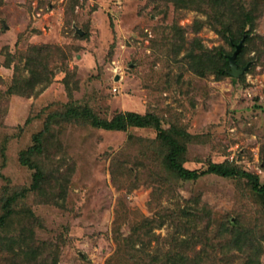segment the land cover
I'll return each instance as SVG.
<instances>
[{
  "label": "rangeland",
  "instance_id": "374dc122",
  "mask_svg": "<svg viewBox=\"0 0 264 264\" xmlns=\"http://www.w3.org/2000/svg\"><path fill=\"white\" fill-rule=\"evenodd\" d=\"M257 3L246 69L232 81L197 76L187 68L184 54L193 38L203 49L228 47L204 14L179 9L169 0H1L0 190L6 184L30 185L32 172L18 162V153L31 144L46 116L71 99L106 118L124 111L154 112L163 128L176 124L196 137L188 143L185 167L201 171L211 162H228L264 182V0ZM197 21L205 22L199 31ZM29 46L51 49L52 81L29 96L10 94L13 77L28 74ZM65 72L71 90L62 81ZM56 131L60 147L45 158L56 203L33 192L22 202L38 218L36 238L57 250L50 264H105L115 250L116 224L126 238L135 222L159 215L163 225L142 226L139 241L148 242L147 250L166 249L168 233L178 222L174 214L179 217L181 211L197 215L191 254L210 249L219 257L204 247L212 241H202L199 232L208 223L211 235L221 221H229L232 227L258 229L262 251L257 245L254 253L264 264V207L246 179L209 173L184 181L158 168L159 158H135L140 149L127 146L128 134L154 140L160 150L151 128L111 132L73 123ZM120 150L121 158L111 162ZM158 176L163 178L155 182ZM58 183L64 186L61 192ZM232 255L234 264L241 262L240 254ZM0 264H9L1 254Z\"/></svg>",
  "mask_w": 264,
  "mask_h": 264
},
{
  "label": "trees",
  "instance_id": "16d2710c",
  "mask_svg": "<svg viewBox=\"0 0 264 264\" xmlns=\"http://www.w3.org/2000/svg\"><path fill=\"white\" fill-rule=\"evenodd\" d=\"M177 8L184 10H195L205 15L206 23L220 35L228 49L223 46L215 47L211 50L203 49L199 38H193L190 47L185 50L187 68L197 76L214 75L216 79L230 77L232 81L237 80L229 75V57L236 47L241 43V48L235 56V63L238 68L246 65L244 54L248 46L254 43V36L251 31L256 19V12L252 8L256 6L257 0H169ZM1 2V0H0ZM196 31L202 27L204 21H197ZM49 46H29L25 55V76L16 74L8 88L10 94L18 96H29L36 86L42 88L48 86L52 81V70L49 67ZM57 50V49H56ZM48 51V52H47ZM47 52V53H46ZM63 53V52H61ZM64 61L65 55L61 57ZM60 71H63L62 69ZM66 71V70H65ZM68 72H65L63 83L66 89L68 86ZM71 90V89H70ZM70 95V94H69ZM73 123L89 125L95 129L111 132H125L129 128H151L156 133V140L161 145L160 150L154 149L155 141H148L142 138L127 135V146L139 148V154L135 158H159L157 166L165 172H171L175 177L184 181H193L203 174H215L229 178H244L247 180L250 192L260 206L264 207V182L249 172L228 162H211L204 170L189 169L184 166L185 154L188 143L196 139L195 136L187 132L183 127L172 124L168 128H163L159 116L147 111L143 114L124 111L117 112L112 117L106 118L98 115L89 105L78 103L71 99L60 111L50 112L46 116L41 129L31 136V144L18 153V162L31 170V182L29 186H8L7 184L0 190V254L5 256L9 264H50L57 256L55 248H47L48 243L36 238L33 225L38 223V218L31 209L22 204L28 193H35L47 202L55 204L53 186H51L50 172L47 168L46 159L50 158V149L59 148L60 141L56 128H64L65 125ZM148 142V143H147ZM151 144H153L151 146ZM149 145L148 151L147 146ZM124 151L125 149L122 148ZM117 152L111 162H116L124 152ZM120 155V156H119ZM146 160V159H145ZM137 161V159H136ZM145 164L142 165V168ZM151 169V168H150ZM159 169V172H160ZM151 171L148 170V178H152ZM162 172V171H161ZM158 173V171H157ZM132 175L133 173H129ZM157 177V176H156ZM163 177L156 178L159 182ZM50 183V185H49ZM135 183V182H134ZM56 190L62 191V183L55 185ZM45 202V201H44ZM188 211H181L180 216L174 214L178 220L173 224V231L168 233L166 243L168 247L156 245L154 248L145 249L139 240L142 238L141 227L161 224L162 215L158 219L142 218L135 225L130 226V233L123 238L121 236V225L116 224L112 228L115 250L105 264H115L117 260L120 264H234V255H241V262L235 264H261L257 250L262 251L258 241V229L251 226H230L229 221H222L211 230V235H207L209 224L199 232L202 241H212L214 258L211 251H202L199 254L189 252L192 246L195 222ZM170 219L173 218L169 215ZM21 230L20 233H17ZM213 241H217L214 243ZM139 242L142 247L136 248L133 243ZM22 243V244H18ZM19 246L18 251L14 250V245ZM239 255V256H240Z\"/></svg>",
  "mask_w": 264,
  "mask_h": 264
},
{
  "label": "water",
  "instance_id": "95a60500",
  "mask_svg": "<svg viewBox=\"0 0 264 264\" xmlns=\"http://www.w3.org/2000/svg\"><path fill=\"white\" fill-rule=\"evenodd\" d=\"M240 48H241V43L236 47L233 54L229 57V65H230L229 75L234 77V78H238L242 73H244V71L246 69V66L238 68L237 64L234 61L235 56L239 52Z\"/></svg>",
  "mask_w": 264,
  "mask_h": 264
}]
</instances>
